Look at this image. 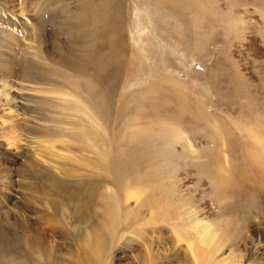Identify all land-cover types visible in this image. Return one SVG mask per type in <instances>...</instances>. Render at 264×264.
Segmentation results:
<instances>
[{"label":"rangeland","instance_id":"374dc122","mask_svg":"<svg viewBox=\"0 0 264 264\" xmlns=\"http://www.w3.org/2000/svg\"><path fill=\"white\" fill-rule=\"evenodd\" d=\"M89 4L0 0V228L63 264H264V0H110L104 107L23 73L82 51Z\"/></svg>","mask_w":264,"mask_h":264},{"label":"bare ground","instance_id":"6f19581e","mask_svg":"<svg viewBox=\"0 0 264 264\" xmlns=\"http://www.w3.org/2000/svg\"><path fill=\"white\" fill-rule=\"evenodd\" d=\"M108 2L110 0H89V19H86L84 14H78L73 19L65 20V27L70 31L81 34V52L78 53L74 49H70L71 52L67 56L59 58L58 61L52 64L48 62L43 64L33 59H27L24 63V75L45 80H51L50 76L54 75L58 79L59 83H57L59 85L63 84L62 87L68 86L74 89L76 88V83L81 82L77 77L88 74L89 78L86 91L90 93L91 98L94 97L93 95L95 93H98L96 97L98 95L100 96V105L104 107L108 101H106V92L108 91L107 83L112 78H115L114 73L116 68L114 64H118V62L112 64L110 61L111 58L106 52L109 41L107 40L108 42H105L104 36V40L101 42L99 41L98 43L96 41L98 36H107L110 28L112 29L114 27L111 25V19L108 20V17L112 15H110V9L108 11L110 5H108ZM110 66L112 68H109ZM73 77H76L79 82L74 81L75 79ZM95 83L98 85L96 86ZM105 85H107V88H105ZM1 219L5 222L9 221L6 218ZM12 227V224H10L9 227L0 228V244L2 243L0 248V264H63L60 259L44 253L39 247L46 245L45 239H48L50 236L48 231H42L40 233L42 237L37 236L38 238L35 240L29 232V228L17 237L14 233H11ZM49 241L54 243V240L49 239ZM71 264H76V262Z\"/></svg>","mask_w":264,"mask_h":264}]
</instances>
